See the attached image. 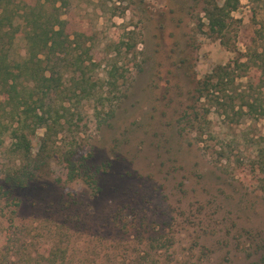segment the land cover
I'll return each mask as SVG.
<instances>
[{
  "label": "rangeland",
  "instance_id": "rangeland-1",
  "mask_svg": "<svg viewBox=\"0 0 264 264\" xmlns=\"http://www.w3.org/2000/svg\"><path fill=\"white\" fill-rule=\"evenodd\" d=\"M39 2L65 21L73 43L58 57L77 60L86 93L78 67L63 72L40 169L44 130L22 157L13 103L0 105V264H264V84L242 66L264 80V0H238L221 41L199 0ZM23 55L16 37L8 59ZM217 67L226 114L194 93ZM30 172L23 188L4 182Z\"/></svg>",
  "mask_w": 264,
  "mask_h": 264
},
{
  "label": "trees",
  "instance_id": "trees-1",
  "mask_svg": "<svg viewBox=\"0 0 264 264\" xmlns=\"http://www.w3.org/2000/svg\"><path fill=\"white\" fill-rule=\"evenodd\" d=\"M199 1L207 32L221 41L227 21L231 19L230 14L238 8V0ZM28 3V0L18 2L0 0V105L5 107L13 103L9 113L11 117L15 116L16 126L10 133L11 139L14 140V152H18L22 157L26 159L29 157L28 135L33 134L38 128L44 130L39 140L36 157L32 161L35 169H40L45 166V164L38 165V163H43L47 158L49 138L55 135L56 127L60 126L59 119L62 113L54 109L52 98L59 92L62 85L63 72L72 66L78 67L80 78L75 85L79 88L80 95L86 93L84 88L86 82L83 80L84 74L76 59L70 61L58 57L59 55L65 56V52L73 43V40H69V34L64 31L65 21L59 20L58 14L55 13L56 10L49 13L44 12V2L38 0L31 5ZM16 37L24 43V55L19 61L8 59L12 42ZM242 66L245 70L253 72L260 84H264V80L260 77L263 70L260 66L255 64L250 67L245 64ZM225 76H227L225 69L217 67L194 88L198 100L202 99L210 105L221 107L224 114L227 111H233L234 100L230 98L231 103L224 106L220 104V98L214 93L221 91ZM245 106L248 112L253 114L257 112L255 103L245 102ZM61 109L62 112H67L64 107ZM207 112L208 110H205V113ZM258 115L264 117V109L260 110ZM68 119L71 120L72 117L65 121ZM203 119L204 117L202 121ZM75 120L76 125L82 124L79 116H76ZM260 140L264 141V137ZM66 164L70 168L67 178L71 180L74 177L73 164L70 160H66ZM257 169L262 174L264 182V160L262 158L258 161ZM22 174L23 179L14 176L4 178L9 190L28 186L36 176L31 172ZM47 252L49 255L55 253L49 249Z\"/></svg>",
  "mask_w": 264,
  "mask_h": 264
}]
</instances>
